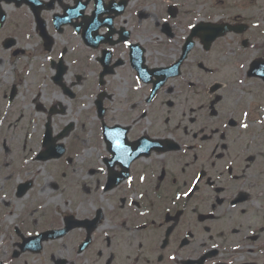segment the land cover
<instances>
[{
  "label": "flooded vegetation",
  "instance_id": "flooded-vegetation-1",
  "mask_svg": "<svg viewBox=\"0 0 264 264\" xmlns=\"http://www.w3.org/2000/svg\"><path fill=\"white\" fill-rule=\"evenodd\" d=\"M177 1L184 6L161 16L170 0H0L1 126L25 116L12 109L23 86L24 108L68 121L56 136L97 120L88 166L105 175L103 194L66 192L73 183L63 177L51 186L63 192L32 204L34 186L18 192L32 181L0 134V264H264V165L256 169L260 159L238 144L237 122L219 140L220 131L196 128L217 115L222 122L233 73L254 62L241 65L242 54L264 44L249 17L194 18L207 0ZM202 23L225 33L210 45L192 40ZM189 102L192 135L180 117ZM113 174L122 175L114 182Z\"/></svg>",
  "mask_w": 264,
  "mask_h": 264
},
{
  "label": "rangeland",
  "instance_id": "rangeland-1",
  "mask_svg": "<svg viewBox=\"0 0 264 264\" xmlns=\"http://www.w3.org/2000/svg\"><path fill=\"white\" fill-rule=\"evenodd\" d=\"M164 1V0H159ZM193 2L194 0H189ZM219 0H207V4L205 7L207 8V12H199L198 10L195 11L194 18H199L201 16L207 17H222L223 19H230L232 16L231 10L220 9L217 11H213V7ZM235 7H240L243 10H247L246 12H240L242 18H251L255 24L256 30L254 32L255 38L258 40V46H262L264 43V21L262 20L264 16V0H250V1H240L235 0ZM161 4V3H160ZM162 6L158 7L157 12L161 16H167L168 10L173 7L182 8L184 5L177 0H170V3L161 4ZM195 7V6H192ZM225 7V6H223ZM251 7V8H249ZM240 53V52H239ZM249 54L248 57H244L242 54L240 58V64L243 65L247 63L248 60L252 59L253 57H258L261 54H264L263 50H253L247 52ZM241 54V53H240ZM244 72L242 68H238L237 71L233 73V76L236 77L237 85H232L228 92H225L226 95L221 107V112L219 120H223L222 116L224 117L225 110L227 108H231V112H233V117L236 118L241 122L239 129L241 130L239 133V142L238 144L244 145L248 150V154L251 156H255L260 159V162L264 161V86L259 82H252L248 80H244L243 78ZM254 83V84H253ZM257 83V84H256ZM234 89V90H232ZM234 95V97H232ZM27 98H29V94L27 89L23 86L21 88V96L20 99L17 101L16 104L12 106V109H22L25 114H33V117L30 116L19 117L16 116L10 119L3 118V129L6 131V127L9 129V140L6 142V146L9 141L14 142H21L20 145H14L17 148H12L11 153L13 156H18V159L24 161V171L26 172L25 176L34 181V189L32 190L30 196L28 197V201L32 204H35L37 201L46 200L51 197L59 195L63 192L62 187L59 192H53L51 190L52 184L56 182V177H60L62 172H66L67 162L66 160H62L59 162H47L40 163L36 160L38 156L36 153H41L42 151V139L43 137L41 134H44L45 131V124L46 121L42 119L40 116H36L33 110V107L24 108L27 106ZM233 108V109H232ZM190 116H192L190 114ZM195 117H197L195 115ZM1 118V117H0ZM198 118V117H197ZM32 119V120H31ZM25 121L26 127H23L20 131L21 123ZM33 121V122H32ZM217 121V120H216ZM68 121H54L52 126L54 133L56 134L58 130ZM76 125L78 121H73ZM93 122V120H92ZM221 123V122H219ZM89 131H91V127L87 124L84 125ZM197 129H204L208 130L211 129V123L201 121V123L196 127ZM5 131L3 133H5ZM23 137L21 136V134ZM0 132H1V123H0ZM25 132H27V137H25ZM192 124L189 127V134L192 135ZM1 132V134H3ZM89 134H86L84 137L81 138V147H86L88 150L92 149L93 152V144L90 142V138L88 137ZM25 138L27 140L25 141ZM92 139V138H91ZM93 140V139H92ZM191 143L194 141V137L191 136ZM86 143H90V146L86 145ZM227 144H229V139H227ZM81 147L78 146L75 142H73L72 146L70 147L71 151V158L74 159L80 152ZM24 151V153H23ZM95 154V152L93 153ZM11 155V154H9ZM23 155L25 157L23 158ZM87 157L81 155L79 159H75L70 165L71 172L76 176H81L83 174V160H87ZM6 158L1 156L0 162H4ZM13 160L14 157H13ZM50 171L56 172V176L54 173ZM257 166V165H256ZM96 168L98 166H94L87 170V177L91 178L95 175ZM59 170L60 172H57ZM65 170V171H64ZM68 171V170H67ZM68 178H72L70 175L67 176ZM21 181H24L25 178L18 177ZM46 181L49 182V186L47 187ZM83 183H85L92 193H96V191L100 188V184L96 182L94 178L88 179L84 178ZM97 183V184H95ZM50 190V193H46Z\"/></svg>",
  "mask_w": 264,
  "mask_h": 264
},
{
  "label": "water",
  "instance_id": "water-1",
  "mask_svg": "<svg viewBox=\"0 0 264 264\" xmlns=\"http://www.w3.org/2000/svg\"><path fill=\"white\" fill-rule=\"evenodd\" d=\"M253 74H254V75H257V73L255 72V69H254V71H253ZM259 75H261V76L264 78V69L261 71V74H259Z\"/></svg>",
  "mask_w": 264,
  "mask_h": 264
},
{
  "label": "bare ground",
  "instance_id": "bare-ground-1",
  "mask_svg": "<svg viewBox=\"0 0 264 264\" xmlns=\"http://www.w3.org/2000/svg\"><path fill=\"white\" fill-rule=\"evenodd\" d=\"M47 183V182H46Z\"/></svg>",
  "mask_w": 264,
  "mask_h": 264
}]
</instances>
